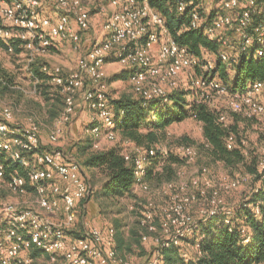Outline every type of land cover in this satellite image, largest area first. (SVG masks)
<instances>
[{
    "label": "clouds",
    "instance_id": "1",
    "mask_svg": "<svg viewBox=\"0 0 264 264\" xmlns=\"http://www.w3.org/2000/svg\"><path fill=\"white\" fill-rule=\"evenodd\" d=\"M0 264H264V0H0Z\"/></svg>",
    "mask_w": 264,
    "mask_h": 264
}]
</instances>
